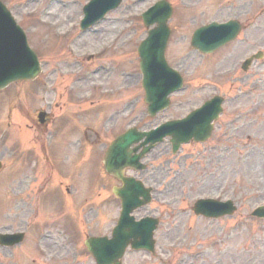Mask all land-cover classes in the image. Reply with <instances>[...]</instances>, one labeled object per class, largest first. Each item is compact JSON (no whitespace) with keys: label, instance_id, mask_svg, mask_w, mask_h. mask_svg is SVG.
Segmentation results:
<instances>
[{"label":"rangeland","instance_id":"374dc122","mask_svg":"<svg viewBox=\"0 0 264 264\" xmlns=\"http://www.w3.org/2000/svg\"><path fill=\"white\" fill-rule=\"evenodd\" d=\"M2 1L27 32L42 72L0 90V232L26 235L0 248V264H95L83 240L109 233L119 213L109 190L118 183L101 163L106 145L127 126L147 129L182 116L214 93L226 101L212 137L175 154L165 141L135 174L154 189L136 215L160 224L154 255L128 251L123 264H264V220L250 216L264 203V55L241 69L250 54L264 52V0H170L166 57L185 89L155 118L146 115L136 48L146 33L140 14L156 0H125L86 33L78 22L87 0ZM231 18L245 25L236 40L210 55L190 46L194 28ZM64 31L69 39L59 36ZM39 110L50 114L49 124L36 125ZM67 178L73 204L67 198L56 211L55 185ZM198 197L231 198L237 208L206 219L191 210Z\"/></svg>","mask_w":264,"mask_h":264},{"label":"water","instance_id":"95a60500","mask_svg":"<svg viewBox=\"0 0 264 264\" xmlns=\"http://www.w3.org/2000/svg\"><path fill=\"white\" fill-rule=\"evenodd\" d=\"M117 1L92 0L85 7L86 17L89 18L88 24L99 19ZM171 12L170 4L162 0L143 14L146 26L156 23L155 27L148 30L147 37L138 46L142 85L145 90L144 100L148 104L147 111L151 116L169 104L167 95L178 89L182 81L180 74L169 67L164 58L169 35L167 20ZM240 28L236 20L225 23L212 22L195 30L191 44L202 52H210L234 38ZM21 33L19 27L0 4V88L16 79L32 78L39 70L36 55L28 48ZM257 56L250 57L243 67L246 68L250 60ZM220 103L221 98H212L187 118L168 121L148 132L132 128L112 142L104 158V167L107 172L123 181L124 185L121 188H113L114 193L122 198V212L111 239L90 237L85 242L89 250L96 255L99 264H119V258L128 242L133 246L145 245L151 248L153 246L151 235L154 221L145 218L135 222L128 215L135 206L149 200L148 190L142 187L141 182L123 176V168L125 166L141 168L139 158L156 142L161 141L164 135L172 136L174 151L181 142L188 141L191 137L196 140H205L212 130L210 121L215 119L221 110ZM139 141L141 142L134 149L129 148L131 144ZM140 146L142 150L136 154L135 151ZM140 196H143L144 200L140 199ZM213 203L219 207L226 206L212 200H199L195 210L202 211L200 207L214 206ZM225 212H231V210L226 209ZM253 214L264 216V206L258 207Z\"/></svg>","mask_w":264,"mask_h":264},{"label":"bare ground","instance_id":"6f19581e","mask_svg":"<svg viewBox=\"0 0 264 264\" xmlns=\"http://www.w3.org/2000/svg\"><path fill=\"white\" fill-rule=\"evenodd\" d=\"M55 11H58V12H59V11H60L59 7H57L56 9H54V12H55ZM68 13H69V12H68ZM70 13H71V12H70ZM89 39H91V36L89 37Z\"/></svg>","mask_w":264,"mask_h":264}]
</instances>
